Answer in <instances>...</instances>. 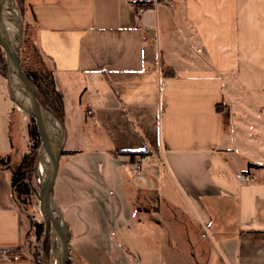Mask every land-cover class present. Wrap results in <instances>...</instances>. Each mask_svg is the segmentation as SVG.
Segmentation results:
<instances>
[{
  "label": "crops",
  "instance_id": "0c3cea01",
  "mask_svg": "<svg viewBox=\"0 0 264 264\" xmlns=\"http://www.w3.org/2000/svg\"><path fill=\"white\" fill-rule=\"evenodd\" d=\"M24 3L62 95L52 196L80 260L140 264L138 237L151 260L185 215L215 239L211 264H264V0ZM112 150H144L140 173ZM11 176L0 162V249L19 257L0 264H34Z\"/></svg>",
  "mask_w": 264,
  "mask_h": 264
},
{
  "label": "water",
  "instance_id": "95a60500",
  "mask_svg": "<svg viewBox=\"0 0 264 264\" xmlns=\"http://www.w3.org/2000/svg\"><path fill=\"white\" fill-rule=\"evenodd\" d=\"M23 19L15 0H0V46L6 58V84L11 100L35 120L40 137L37 162L38 207L49 221L53 242L50 264H66L69 228L56 206L52 189L62 153L61 125L37 99L33 83L20 66Z\"/></svg>",
  "mask_w": 264,
  "mask_h": 264
},
{
  "label": "rangeland",
  "instance_id": "374dc122",
  "mask_svg": "<svg viewBox=\"0 0 264 264\" xmlns=\"http://www.w3.org/2000/svg\"><path fill=\"white\" fill-rule=\"evenodd\" d=\"M23 20L30 26V35L32 41L35 40V30L32 26L31 17L27 12L26 6L23 8ZM5 61V56H2ZM44 62L48 68L51 69V63L44 58ZM0 75L6 80L4 74ZM5 87V88H4ZM3 90L7 98L11 100L7 84H4ZM12 101V100H11ZM12 111L15 114L12 115V140L9 141V135L3 127V122L0 121V141L5 147L10 150L9 163L11 166L17 164L23 153L28 151L27 147V127L31 125L30 116L24 111L20 110L16 104L12 101ZM37 162L36 158V170L32 168L27 172V181L33 187L32 194L28 199H22L13 194L14 201L18 205L24 222L26 224V239H25V253L32 258L36 264H50L51 249L53 246L51 233L43 232L40 236L35 233V223L42 222L44 216L40 213L38 207V186H37ZM192 217V213L191 216ZM182 231L177 233L176 237H172L171 234L164 233L161 236V244L155 249L156 254L148 260V255L143 252L146 248L142 247V238L138 237L134 239L135 247L140 250L139 263L140 264H211V260L215 253L213 246V240L211 233L202 228H198L192 223L189 218L183 215L182 218ZM136 248V249H137ZM217 254V253H216ZM70 255L76 264H80L77 258V254L73 249H70Z\"/></svg>",
  "mask_w": 264,
  "mask_h": 264
},
{
  "label": "trees",
  "instance_id": "16d2710c",
  "mask_svg": "<svg viewBox=\"0 0 264 264\" xmlns=\"http://www.w3.org/2000/svg\"><path fill=\"white\" fill-rule=\"evenodd\" d=\"M20 11L21 17L23 19V8L25 6L24 0H15ZM137 6H150L152 1H138L135 2ZM35 30V40L32 41L30 35V26L27 22L23 20V37L20 46V66L24 73L27 75L28 79L33 83L36 90V97L39 102L52 113L60 122L64 116L63 101L61 93L55 88L53 79V69L48 68L44 62V58H47L45 54L40 49L38 43L37 28L32 25ZM3 48L0 46V71L6 77V58ZM173 74V72H170ZM164 74L167 71L164 70ZM31 118V125L27 127V147L28 151L23 153L20 161L11 166L9 163V157L1 158L0 162L10 167L11 176V187L12 195H16L20 198L28 199L32 194L33 187L27 181V172L29 169L36 170V158L38 157V148L40 145V137L35 124V120ZM146 151V150H145ZM112 153H120L125 155H132L134 153L144 155V150H112ZM147 152V151H146ZM258 165L249 163L248 169L256 168ZM38 175V171H37ZM35 233L40 236L43 232H50L49 221L44 217L42 222L35 223ZM70 244L68 247V260L66 264H76L70 255ZM80 264H84L80 258L77 256ZM34 264H36L34 262Z\"/></svg>",
  "mask_w": 264,
  "mask_h": 264
},
{
  "label": "built area",
  "instance_id": "2783aa9c",
  "mask_svg": "<svg viewBox=\"0 0 264 264\" xmlns=\"http://www.w3.org/2000/svg\"><path fill=\"white\" fill-rule=\"evenodd\" d=\"M128 166L130 173L137 176L142 166L141 157L138 154L131 155ZM235 177L240 184H248L256 180V175L253 172H237ZM18 257L17 253L7 249H0V259H18Z\"/></svg>",
  "mask_w": 264,
  "mask_h": 264
}]
</instances>
